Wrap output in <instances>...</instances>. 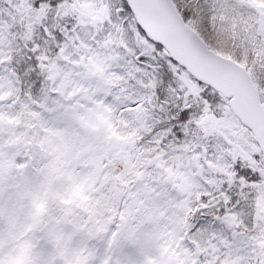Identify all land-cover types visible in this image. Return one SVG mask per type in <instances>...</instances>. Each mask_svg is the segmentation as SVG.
<instances>
[{
    "label": "snow or ice",
    "instance_id": "snow-or-ice-1",
    "mask_svg": "<svg viewBox=\"0 0 264 264\" xmlns=\"http://www.w3.org/2000/svg\"><path fill=\"white\" fill-rule=\"evenodd\" d=\"M0 264H264V0H0Z\"/></svg>",
    "mask_w": 264,
    "mask_h": 264
}]
</instances>
